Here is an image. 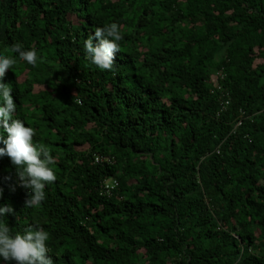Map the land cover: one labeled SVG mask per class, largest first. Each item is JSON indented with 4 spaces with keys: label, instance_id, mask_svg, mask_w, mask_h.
<instances>
[{
    "label": "trees",
    "instance_id": "16d2710c",
    "mask_svg": "<svg viewBox=\"0 0 264 264\" xmlns=\"http://www.w3.org/2000/svg\"><path fill=\"white\" fill-rule=\"evenodd\" d=\"M112 21L100 70L84 40ZM0 54L16 116L56 157L34 207L0 158L10 229L41 225L54 264H264V0H0Z\"/></svg>",
    "mask_w": 264,
    "mask_h": 264
},
{
    "label": "clouds",
    "instance_id": "9594fccd",
    "mask_svg": "<svg viewBox=\"0 0 264 264\" xmlns=\"http://www.w3.org/2000/svg\"><path fill=\"white\" fill-rule=\"evenodd\" d=\"M122 39L120 25L115 21L95 27L94 35L84 40L86 59L100 70H111ZM11 50L20 60L36 66V48H25L17 42L11 45ZM16 64L15 56L0 54V158L7 156L16 166L19 185L28 190L25 206L34 207L45 200L46 185L57 178L51 167L56 157L46 143L34 141L35 129L16 116L17 104L11 94L13 86L3 82L6 70H13ZM75 103L81 100L77 97ZM2 195L3 189H0V197ZM12 212L11 205L0 204V262L54 264L49 255L50 233L39 224H28L22 232H14L5 219L6 214Z\"/></svg>",
    "mask_w": 264,
    "mask_h": 264
},
{
    "label": "built area",
    "instance_id": "2783aa9c",
    "mask_svg": "<svg viewBox=\"0 0 264 264\" xmlns=\"http://www.w3.org/2000/svg\"><path fill=\"white\" fill-rule=\"evenodd\" d=\"M223 77H224V73H222L221 71H218L215 75L212 76V81H215L213 82L214 85L212 87V92L216 93L219 90H221V94L219 95L220 97L219 99L222 102L221 110H225L231 100L230 93L226 89H222V86L219 84V79H222ZM244 117H245V113L242 112L241 117L236 122L235 127H237L242 123ZM103 160L111 161V158L108 156L105 157L102 155H95L96 162ZM117 185H118V181L115 178H107L104 181H102L100 186L103 193H111L112 189H114Z\"/></svg>",
    "mask_w": 264,
    "mask_h": 264
},
{
    "label": "rangeland",
    "instance_id": "374dc122",
    "mask_svg": "<svg viewBox=\"0 0 264 264\" xmlns=\"http://www.w3.org/2000/svg\"><path fill=\"white\" fill-rule=\"evenodd\" d=\"M86 147H87V145H86Z\"/></svg>",
    "mask_w": 264,
    "mask_h": 264
}]
</instances>
